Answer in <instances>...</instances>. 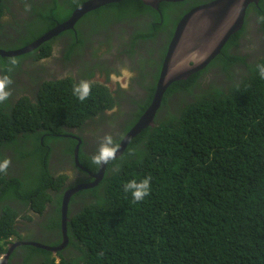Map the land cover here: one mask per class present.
<instances>
[{
    "label": "trees",
    "instance_id": "16d2710c",
    "mask_svg": "<svg viewBox=\"0 0 264 264\" xmlns=\"http://www.w3.org/2000/svg\"><path fill=\"white\" fill-rule=\"evenodd\" d=\"M15 1L0 0V41L18 38L27 28L32 32L40 24L42 30L31 36L29 44L57 22L66 21L87 0H20L30 6L27 19L13 25L17 35L8 36L3 20L13 13ZM210 1L162 2L159 10L143 0L102 6L77 22L79 41L73 37L63 50L70 55L87 48L92 53L93 67H89V61L86 73L47 81L40 87V76L31 73L28 81L37 88L33 98L29 93L18 101L0 103V162L6 158L11 161L6 173L0 172V256L7 252L12 238L38 241L29 237L31 231L35 232L29 225L37 220L30 213L43 214L47 205L52 209L38 227L55 234L54 246L62 243L65 191L95 181L91 173L100 169L92 162L100 144L92 147L85 140L84 126L94 125L96 129L89 136L100 138L124 115L122 110L104 114L120 105L116 99L119 96L87 79L101 78L111 70L103 56L114 48L112 39L95 41L90 37L99 35L100 28L128 20L137 24L134 39H153L165 30L170 41L183 15ZM251 6L261 14L257 24L264 33V0L257 7H248L245 20L253 11ZM144 17L147 19L142 22ZM246 22L245 30L232 35L210 63L224 73L220 71L221 76L213 78L209 77L213 73L209 68L201 69L169 85L155 124L132 138L126 149L107 163L96 186L71 197L68 245L57 253L31 245L18 246L15 252H22V264H264V78L257 67L264 65V45L254 47L256 54L254 50L244 56L228 51L232 46L240 47L239 38L251 37L249 18ZM59 38L53 39L55 43ZM52 44L47 41L33 50L34 59L50 55ZM123 53L132 57L134 49H123ZM25 58L0 56L2 75L12 77L16 70L25 72ZM144 61L145 57L141 64ZM158 78L155 76L153 87L149 83L144 87L152 88L147 99L132 100L125 129L119 135L111 134L115 144H120L152 103ZM82 80L91 83V94L83 102L73 94V86ZM18 85L23 88L21 83ZM71 134L82 141L79 162L87 171L76 164L78 140ZM60 150L70 159L68 168L74 175L79 167L85 176L91 174V180L82 177L71 182L65 167L51 169V156ZM16 163L21 172L15 169ZM149 176L150 194L134 201L124 185ZM20 218L29 224L20 227Z\"/></svg>",
    "mask_w": 264,
    "mask_h": 264
},
{
    "label": "flooded vegetation",
    "instance_id": "af4514ba",
    "mask_svg": "<svg viewBox=\"0 0 264 264\" xmlns=\"http://www.w3.org/2000/svg\"><path fill=\"white\" fill-rule=\"evenodd\" d=\"M212 1H214V0H212ZM212 1L200 4L198 6L207 5V4L211 3ZM259 3H260V1H259ZM198 6H196V7H198ZM194 8H192V9H194ZM191 10L186 12L184 15L188 14ZM251 10H253V11L247 15V19L249 18L250 24L257 25V28L260 29L259 25L257 24V19L259 18V15H261V14L257 10V8H255V10H254L253 7H251ZM175 15H177V12H175ZM145 19H147V18L144 17L143 19H141V21L143 22ZM198 19L199 18H197V20ZM247 19L244 20V24H243L241 29L245 30V28L247 26V22H246ZM3 22H4V20H3ZM195 23H196V21H195ZM13 25L14 24H12V23L6 25V29L8 30V36L9 35H17L16 29L13 27ZM136 25L137 24L134 23L133 21H128V20L117 21L116 23H114V25L108 26L106 29L100 28L99 30L101 33H98L99 35L95 34L94 36L90 37L91 40H95V41H96V39H104V40H106L107 38L109 40L112 39L111 44L113 45L114 48L112 49L111 53L109 52L103 56L104 63H106V67L110 68L111 70L109 72H104L103 74L101 73L102 74L101 78H94L92 76L91 78L87 77V79L91 82H99V83L103 84L104 86L108 87L109 90L112 93H114L115 96H119L116 99L120 102L121 106L119 105L116 108V105H115L113 107V109L105 110L104 114L109 116L112 112L118 110L119 108L124 109V115L120 119H118L116 125L114 127L109 126L106 130L107 132L105 131L104 134L100 138H93L91 136H86L83 134L85 140L92 143V147L96 143L100 144V146H101L102 138L105 135H108V134L111 135L112 133H114V135L121 134V132L125 129V126H126V121L129 117L128 113L131 112V109L133 107L132 100L133 99L138 100L140 98L147 99L148 93L152 90V88L150 89V87L149 88L147 87V90H146L144 87H146L148 83L153 87V84L155 83V76L158 75L160 78L162 67L159 70V66L160 65L163 66V63H164V60L166 58V54L168 51V47H169V44L171 42V39H170V41H168L169 33L165 30H160L158 32V34L153 39L152 38L151 39L139 38V37L134 39V32L136 29ZM139 27L140 26H138V29H139ZM87 33H90V29L87 30ZM192 35H193V31L186 32L184 34V39H183L184 42L182 44L184 45L185 43L190 41L192 38ZM260 36L262 38H264V33L261 31H260ZM58 37H60L58 39V41H60V39H62V41H63L62 45H64L62 47V51H60V49H59L60 53L58 56L61 58V56L63 55V57H64L63 63L68 64V65L64 66L61 71H60V69H56L55 71L47 73L45 76H40L41 72L36 71V74H38L40 77L43 78L40 81L39 87L42 86L47 81H51V80L55 81L58 79H65V78H68L69 76H76L77 77V76H80L81 74L86 73L87 69H84V68H87L86 65H88L87 63L89 61H90L89 67H93L92 53L87 48H83L82 51H76L75 53L73 51L70 55H68V53L65 54V52L63 51L64 48L67 46L66 44H68L72 40H74L73 37L79 41V33L77 30V26L75 27L74 30H67L66 32L64 31L60 35L54 37L53 39H57ZM53 39L50 40V41H52V43L54 42ZM135 40H136V42L134 43ZM167 42H169L168 47H167ZM239 42L241 43L240 47L232 46L228 51H230V53L232 55H236L239 52H241L242 55L244 56V53L242 51L245 50L247 43H249L248 37H244L242 39L239 38ZM60 44H61V41H60ZM25 45H27V44H25ZM52 45H53V48H52L51 54L55 51L54 44H52ZM263 45H264V43H260V42H259V44H256V46H258V47H261ZM184 46L186 47V49L188 48L187 44H185ZM224 47L222 48L221 52L223 51ZM127 48H130V49L133 48L134 49V54L132 55V57H129L127 54L123 53V49L126 50ZM204 50L205 49H203V52H204ZM256 51L257 50H254L255 54L257 53ZM201 53H202V51H201ZM248 53L252 54L253 51L252 52L249 51ZM22 56H26V58H25L26 62L23 64V66L28 70H32V72H34L33 67H35V65L38 62H40V61H42L48 57V56H46V57H41L39 59L38 58L34 59L35 54L33 53V51L26 53L24 55H21L20 57H22ZM143 57H145L147 59V61H144L141 64V60ZM32 60L35 61L36 63L32 62ZM101 61H102V59H101ZM180 63L182 64V62H180ZM180 63H179V65H181ZM195 63H196V60L192 59L190 62L184 63V65H181V66L178 65L179 68L177 70L180 71V70L186 68L187 66L194 65ZM210 63L206 67L203 68V69L209 68L213 72L209 77L216 78L218 76H221L220 71L222 73H224L221 67L214 68L211 66ZM238 67H241V66H238ZM238 67H236V68H238ZM124 68H126L130 73H132L131 79H130V81H128V87L126 89L122 88L120 86V83H116L111 79V77L113 75L121 76V69H124ZM236 68H233V69H236ZM171 69L173 70V68H171ZM212 69H214V70H212ZM199 71H201V70H199ZM199 71H197V72H199ZM20 72L21 71L16 70L15 75L12 74V77H11L13 80V84L10 85V89L12 91V95L10 96V98L14 99L16 101H18L20 98H22L24 94H29V93L32 94V95H30V97L33 98V95H35V91L37 89L36 87H34L32 85V81H30V82L26 81L29 85L27 88H20L19 89L18 88L19 85H18L16 80L19 78ZM158 72L160 75L158 74ZM0 75H2V69H0ZM159 78H158V80H159ZM25 80H27V79H25ZM158 80H157L156 84L158 83ZM18 90H19V92H17ZM87 126H91V125H86V127ZM70 132L77 133L76 129H70ZM70 136H73L74 138H76L78 140V137L76 135L71 134ZM81 143H82V141H81V139H79L77 145H80ZM89 149L90 150H88V152L91 151L90 147H89ZM69 160L70 159L68 158L67 154L62 153V151L60 150L58 155L56 153L52 154L51 161H50V163H51L50 167H51V169H55V170H59V169L63 168V166L68 167L69 162H70ZM86 171H87V169H86ZM67 173L70 174V177H72L71 182H74L75 180H80V178H82V177L86 180H91V178H90L91 174H89V176H85L83 174V170H80L79 167L77 168V173H78L77 175H74L72 172L71 173L67 172ZM71 201H72V199L70 200L69 207L72 203ZM50 209H52V207L50 205H47L43 214L33 211L32 215L35 217V219H37L38 217H43V218H39L35 223H32L31 225H29L30 228L35 229L36 233H38L39 231L42 230L40 227H38L37 223L43 222L46 220V217L49 215ZM21 227H23V225H21ZM49 233H53V232L49 231ZM15 251L16 250H14V252L12 253V256L9 260V264H22L24 262V256H23L22 252L21 251L15 252Z\"/></svg>",
    "mask_w": 264,
    "mask_h": 264
},
{
    "label": "water",
    "instance_id": "95a60500",
    "mask_svg": "<svg viewBox=\"0 0 264 264\" xmlns=\"http://www.w3.org/2000/svg\"><path fill=\"white\" fill-rule=\"evenodd\" d=\"M120 1L122 0H87L74 10L66 21L57 23L52 29L44 33L32 43L15 50L0 48V56L13 57L31 52L60 33L75 29L77 22L86 14L107 4ZM143 1L154 9L159 10L162 2H181L185 0ZM259 1L260 0H214L207 5L195 7L182 17L175 28L169 44L153 101L132 129L128 131L121 140L119 149L116 152V157L126 149L132 138L137 136L148 126H153L155 124V116L161 106L163 96L168 86L174 81L186 79L190 75L206 67L221 52L230 37L242 28L244 24V16L246 15V10L249 4L254 3L258 5ZM197 18L199 19L197 20ZM190 31H193L192 38L185 43L189 46L191 45V49L188 50L184 46L185 44L183 45L182 43L184 42V34ZM203 49H205L204 52ZM194 50L196 54L190 53ZM192 59L196 60V63L192 66H187L180 71L177 69H171L175 64L182 62V64H180L184 65V63H188ZM79 146L80 145H77L75 150V160L77 165L84 168L79 162ZM106 166L107 164L100 165V169L97 173H91L93 177H95V181L81 183L65 191L61 207V232L63 241L60 245L54 246L30 240L16 241L9 247L2 264H8L14 249L21 245H31L54 253L64 249L69 242L67 231L69 219L68 211L71 197L82 189L96 186L103 178Z\"/></svg>",
    "mask_w": 264,
    "mask_h": 264
},
{
    "label": "rangeland",
    "instance_id": "374dc122",
    "mask_svg": "<svg viewBox=\"0 0 264 264\" xmlns=\"http://www.w3.org/2000/svg\"><path fill=\"white\" fill-rule=\"evenodd\" d=\"M35 2H41V1H44V0H34ZM13 8H14V11L12 14L8 15V19L4 20V28H6V25H8V23H12V24H16V22L18 24L20 23H24L23 22V18L25 17L27 19V15H26V12L28 10H26L25 8V5L20 1V0H16L14 3H13ZM36 28H34L32 30V32L30 30H28L27 28V31L24 32V34H22L20 37L18 38H15V37H10L6 40H1L0 41V47L1 48H4V49H16V48H19V47H22L24 46L25 44H27L29 42V40L31 39V36L34 35V33H37L39 31L42 30L41 28V25L40 24H36L35 26ZM249 34H250V38L248 40L249 43H247V46L245 48V50H243L242 52L246 55V54H249L248 52H252L254 50V47L256 46V44H259L260 41H264V38H262L260 36V30L257 28V25H252L250 24V29H249ZM2 42V43H1ZM59 44H60V41H56L55 43V51L52 53V55L47 58V59H44L40 62H38L35 67H33L34 69V72H32V70H26L25 72L22 73V71L20 72L19 74V78L16 80L18 84L21 83V85L23 83H25V79H28L29 80V77H31V73L33 74H36V71L37 72H41L40 73V76H45L47 73L49 72H52V71H55L56 69H60V71L62 70V66H63V62H64V57L63 55L61 56V58L58 56L60 51V47H59ZM189 46V45H188ZM257 47V46H256ZM255 47V48H256ZM188 50L191 49V45L187 48ZM190 53H195V50L194 51H191ZM187 58V57H186ZM179 64H175L174 67H173V70L174 69H178L179 66H177ZM238 71V70H237ZM225 78V77H224ZM124 111L123 108H119L118 110L114 111V112H119V111ZM86 125H90L89 123L86 124ZM86 125L84 126L85 128V134L87 136L91 135L92 133H90L92 130H95L96 128L93 126H87ZM102 125V123L100 124V126ZM14 164V163H13ZM65 167V170L69 173H71L72 171L66 167V166H63ZM15 169L19 172H21L22 168L20 169L16 163V166H15ZM32 215V213H30ZM33 216V215H32ZM40 218H43V217H40ZM39 218H37L38 220ZM36 220V221H37ZM19 222L23 225V226H26V224L28 225L29 224V221L28 220H24L22 218L19 219ZM42 222H39L37 223L40 224ZM55 234L54 233H49V231H46V229L43 227V229L41 231H39L38 233L34 232V231H31L29 237L30 238H35L37 239L38 241H41V243H44V244H48V245H53V243H55L57 240L54 236Z\"/></svg>",
    "mask_w": 264,
    "mask_h": 264
},
{
    "label": "clouds",
    "instance_id": "9594fccd",
    "mask_svg": "<svg viewBox=\"0 0 264 264\" xmlns=\"http://www.w3.org/2000/svg\"><path fill=\"white\" fill-rule=\"evenodd\" d=\"M251 4H254V3H251ZM249 4V6L251 5ZM248 6V7H249ZM254 6H256V4H254ZM30 6L26 5L25 8L26 10H28ZM247 7V9H248ZM253 7V6H251ZM257 7V6H256ZM95 11V10H94ZM246 13H247V10H246ZM9 15V14H8ZM59 23V22H57ZM53 28V27H52ZM51 28V29H52ZM49 31V30H48ZM47 32V31H46ZM58 36V35H57ZM56 37V36H55ZM54 38V37H53ZM52 38V39H53ZM50 39V40H52ZM49 40V41H50ZM35 41V40H34ZM47 42V41H46ZM32 43V42H31ZM260 43H264L263 41H260ZM30 44V43H29ZM44 44V43H43ZM53 44L55 45V41L53 42ZM28 45V44H27ZM61 46V44H59ZM26 46V45H25ZM24 47V46H22ZM22 47H19V48H22ZM55 47V46H54ZM19 48H16V49H19ZM39 48V47H38ZM3 49V48H2ZM8 50V49H6ZM10 50V49H9ZM11 50H15V49H11ZM32 52V51H31ZM29 53V52H28ZM26 54V53H25ZM51 54V53H50ZM24 55V54H23ZM52 55V54H51ZM50 55V56H51ZM18 56H21V55H18ZM48 55L47 58L50 57ZM2 57V56H1ZM14 57V56H13ZM46 58V59H47ZM11 63L13 65H15L17 63V61L15 59L11 60ZM68 64H64L63 63V66H66ZM258 69H259V73H260V76L261 78H264V65H258L257 66ZM9 71H11V69H9ZM131 76H132V73H130L126 68L124 69H121V76H116V75H113L111 77V79L116 82V83H120V86L122 88H127L128 87V81H130L131 79ZM43 78L40 77V81L42 80ZM13 84V80L11 78L10 75H0V103H3L5 101H9L8 99H11L10 96L12 95V91L10 89V85ZM73 94L75 96H77V98L83 102L85 101L89 95L91 94V83L88 82V81H80L78 84L74 85L73 86ZM14 100V99H13ZM117 108V107H116ZM114 113V112H112ZM111 113V114H112ZM102 125H103V122H102ZM127 134V133H126ZM125 134V135H126ZM84 135H86L84 133ZM87 136V135H86ZM124 138V137H123ZM119 149V145L118 144H115L114 141H113V137L108 134V135H105L103 138H102V143H101V146L99 148V151L96 155H94L92 157V162L96 165H104V164H107L110 160H113L115 159L116 157V152L118 151ZM76 161V160H75ZM11 161H10V158H6L3 160V162H0V172H7V169L10 165ZM77 164V163H76ZM83 166V165H82ZM84 167V166H83ZM86 169V168H84ZM150 181H151V177H146L144 178L143 180L137 182L135 179L133 180H130L128 181L125 185H124V190L125 192H131V195L133 197V200L134 201H142L146 196H148L150 194V191H151V184H150ZM31 213H33V211H31ZM22 224H20V227H21ZM16 241L18 240H15L14 238L10 239V244L8 245V249L9 247L15 243ZM22 241V240H21ZM33 241V240H31ZM16 250V248L14 249ZM8 251V250H7ZM14 252V251H13ZM7 253V252H6ZM6 253L2 254L0 256V264H2V261L4 259V256L6 255ZM54 253V252H53ZM12 256V254H11ZM10 256V258H11ZM10 260V259H9ZM9 264V262H8Z\"/></svg>",
    "mask_w": 264,
    "mask_h": 264
},
{
    "label": "crops",
    "instance_id": "0c3cea01",
    "mask_svg": "<svg viewBox=\"0 0 264 264\" xmlns=\"http://www.w3.org/2000/svg\"><path fill=\"white\" fill-rule=\"evenodd\" d=\"M25 81H28V79L25 80ZM28 86H29V85H28L27 82H25V83H23V84L21 85V87H23V88H27ZM17 92H19V90H18Z\"/></svg>",
    "mask_w": 264,
    "mask_h": 264
},
{
    "label": "bare ground",
    "instance_id": "6f19581e",
    "mask_svg": "<svg viewBox=\"0 0 264 264\" xmlns=\"http://www.w3.org/2000/svg\"><path fill=\"white\" fill-rule=\"evenodd\" d=\"M246 16V15H245ZM245 16H244V20H245Z\"/></svg>",
    "mask_w": 264,
    "mask_h": 264
}]
</instances>
